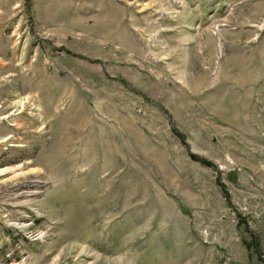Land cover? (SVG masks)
<instances>
[{"label": "rangeland", "instance_id": "374dc122", "mask_svg": "<svg viewBox=\"0 0 264 264\" xmlns=\"http://www.w3.org/2000/svg\"><path fill=\"white\" fill-rule=\"evenodd\" d=\"M0 264H264V0H0Z\"/></svg>", "mask_w": 264, "mask_h": 264}]
</instances>
